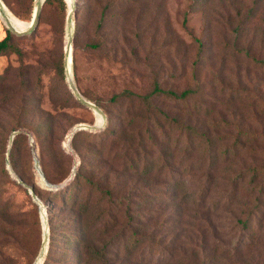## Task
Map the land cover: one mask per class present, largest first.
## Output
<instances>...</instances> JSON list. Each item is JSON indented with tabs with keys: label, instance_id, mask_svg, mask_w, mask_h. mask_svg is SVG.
<instances>
[{
	"label": "rangeland",
	"instance_id": "rangeland-1",
	"mask_svg": "<svg viewBox=\"0 0 264 264\" xmlns=\"http://www.w3.org/2000/svg\"><path fill=\"white\" fill-rule=\"evenodd\" d=\"M42 1L0 0V264H264V0Z\"/></svg>",
	"mask_w": 264,
	"mask_h": 264
},
{
	"label": "trees",
	"instance_id": "trees-1",
	"mask_svg": "<svg viewBox=\"0 0 264 264\" xmlns=\"http://www.w3.org/2000/svg\"><path fill=\"white\" fill-rule=\"evenodd\" d=\"M45 1H50V0H45ZM58 1L60 2L61 7L64 9V1L63 0H58ZM12 37H13V35H12L11 31L7 30L4 38L0 41V55L9 54V53H13V52L18 53V49L13 44H11ZM191 93H192L191 91L185 90V91L181 92L180 94H177V93L172 92V91H163V90L159 89L158 87H155V89L153 91V94H156V96L163 95L165 97H169L172 100H179V101H186L188 96L191 95ZM143 99L147 100L148 97L147 98L145 97ZM185 129H186V133H187L188 138H190L192 136L191 135L192 133H197V130L194 128L186 127ZM81 130H78V132L73 134L74 135L73 140L78 135H83V134L89 135L90 134V133L81 132ZM113 135H116V134L113 133ZM90 138L95 140L96 138H98V136L97 135L93 136V137L90 136ZM23 141H25V137H24L23 133L16 134L12 139V149H13V147L20 145ZM11 155H12V151H11ZM127 155H128V153H123V158L127 159L126 158ZM11 166L13 169L15 168L14 163H11ZM138 166L139 165H137V163H133V165H132V168L135 170V173L137 172L136 170H137ZM81 170H82V167H81ZM41 171L44 174V177L46 178L47 182L49 184H51L52 181L49 179V177L47 176V174L43 170V168ZM255 173H256V169H255V172L253 173V176H256L259 174V173H256V174ZM52 185H59V184H52ZM33 188H35V187H33ZM83 188L84 187H83V183H82V176H80V174L77 173L74 176V178L69 183H67L65 186H63L62 188H59L57 190H53V189L51 190V189L47 188L46 194H48L50 196L51 200H54L58 197L57 199L59 200V202L63 206L71 204L75 208V207H77V204L79 202V196L82 194ZM97 190L98 189L95 187V185L92 184L90 186V189H88L87 192L85 193V202L82 203L83 206L81 207V209H85L87 207L86 205L90 202L91 197L94 196V194L96 193ZM104 195H105V193H104ZM197 195H198V197L193 196L192 200H191V202L193 204L192 206L194 207V209H199L201 207V205L206 200L207 193L204 194V190L202 189V190H199ZM182 197H181V199H182ZM187 197H188V194H186L184 198L187 199ZM169 198L172 200H175L177 197H176V195H173V196L170 195ZM99 202H100V204H103L104 198H100ZM5 205L3 206V210H5ZM208 205H210V207L212 209H216L220 206V203L213 204V203L209 202ZM230 206L231 205H226V207H230ZM30 207H31L32 214H34V218L37 219V213H36L35 206L30 203ZM80 212H81V210H80ZM19 213L21 214V216H19L20 228H28V225L24 221V220H26L25 215H27V214H25V212H19ZM84 214H85V212H84ZM78 217L82 222L83 217L80 213L78 214ZM248 223H249V221H245L244 228H247V230L251 231V233L249 234L250 236H254V234H255V237H256V233H253V231H254L253 226L251 224L249 226H247ZM84 230H85V228L83 227L82 233L80 234L79 238L76 240V250L73 253V257H76V256L78 257V255L76 253V251L78 249H79V254H80L82 237L84 236ZM255 232H256V230H255ZM54 236H56V235L52 234L50 236V242H49V246H48V250H47V255H46V258H45L43 264H52V262L50 261V259L53 258L52 257V251H54L57 248L56 245L58 244V241H55V239H57V237H54ZM55 242H56V244H55Z\"/></svg>",
	"mask_w": 264,
	"mask_h": 264
},
{
	"label": "water",
	"instance_id": "water-1",
	"mask_svg": "<svg viewBox=\"0 0 264 264\" xmlns=\"http://www.w3.org/2000/svg\"><path fill=\"white\" fill-rule=\"evenodd\" d=\"M43 1H44V0H43ZM43 1L37 6V8H36L35 11H34L33 19H32V25H31L32 27H31V28H34L35 25H36V22H37V16H38V12H39V8H40V5L43 3ZM16 34L21 35L20 33H17V32H16ZM84 104H86V106H89V107L92 106L90 103H85V102H84ZM80 128H82V126H79V127H78V130H81ZM74 132H75V129L72 130L70 137L73 136ZM19 133L26 134V132H24V131L15 132V133L12 134V138H13L16 134H19ZM34 161H35V169H36V171H37V174H38V176H39V178H40L42 184H43L45 187H47L48 189H51V190H52V189H53V190H57V189L62 188L63 186H65V185L70 181V179H69V180H67V181H65L64 183L59 184V185H52V184H49V183L47 182L46 178L44 177V174L42 173V171H41V169H40V167H39V164H38L37 160L35 159ZM16 179H17V181H18L20 184L24 185V186L27 188L29 194L32 196L33 201H34L35 203H38V204H39V200H38V198H37L36 196L33 195V189H32V187H28V186L25 185L20 179H18V178H16ZM40 209H41V208H40ZM45 234H46V237H47V234H48L47 231H46ZM45 234H44V235H45Z\"/></svg>",
	"mask_w": 264,
	"mask_h": 264
}]
</instances>
